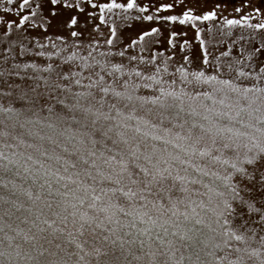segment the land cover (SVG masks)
<instances>
[{
	"label": "snow or ice",
	"instance_id": "1",
	"mask_svg": "<svg viewBox=\"0 0 264 264\" xmlns=\"http://www.w3.org/2000/svg\"><path fill=\"white\" fill-rule=\"evenodd\" d=\"M6 4L0 264H264L262 6Z\"/></svg>",
	"mask_w": 264,
	"mask_h": 264
},
{
	"label": "trees",
	"instance_id": "2",
	"mask_svg": "<svg viewBox=\"0 0 264 264\" xmlns=\"http://www.w3.org/2000/svg\"><path fill=\"white\" fill-rule=\"evenodd\" d=\"M210 1V0H209ZM216 3H221V4H226L227 7L221 8V9H217L218 12H223L224 15L229 16V18H231V16L233 15H237L235 14L232 10L235 6H238L240 4V0H211L208 3V6H206L205 10H211L213 5ZM255 3L257 4V6H262V10H264V0H255ZM214 22H207V26L211 27L212 24ZM223 23V21H221V24ZM238 31V30H237ZM102 50V49H101ZM98 59H100L99 56H97ZM172 69L169 68V72H171ZM166 79H168L169 77H165Z\"/></svg>",
	"mask_w": 264,
	"mask_h": 264
},
{
	"label": "rangeland",
	"instance_id": "3",
	"mask_svg": "<svg viewBox=\"0 0 264 264\" xmlns=\"http://www.w3.org/2000/svg\"><path fill=\"white\" fill-rule=\"evenodd\" d=\"M211 1V0H210ZM209 0H208V3L210 2ZM5 6H7V7H12V5H7L6 4V0H5ZM207 6H208V4H207ZM205 10V9H204ZM190 35H192V33L190 32Z\"/></svg>",
	"mask_w": 264,
	"mask_h": 264
}]
</instances>
